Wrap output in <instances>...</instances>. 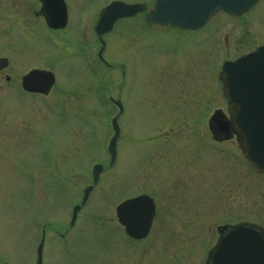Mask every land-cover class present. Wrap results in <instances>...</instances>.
<instances>
[{
	"label": "rangeland",
	"instance_id": "obj_1",
	"mask_svg": "<svg viewBox=\"0 0 264 264\" xmlns=\"http://www.w3.org/2000/svg\"><path fill=\"white\" fill-rule=\"evenodd\" d=\"M108 1L66 0L69 29L57 34L35 16L39 0H0V57L9 60L0 72V264H35L41 230L42 264L204 263L200 237L226 195L220 196L226 160L208 119L216 108L226 111L222 62L264 43V0L238 18L219 12L200 30L148 24L143 14L120 19L103 36L108 67L93 57L100 46L95 33L81 31L75 40L91 47L90 69L100 72L93 77L80 66V51L58 39L86 21L82 6L94 24ZM122 1L148 10L154 0ZM31 68L54 73L48 95L20 91ZM109 99L123 108L118 161L70 228L93 163L107 159L117 111ZM256 181L239 162V204L252 201L242 195ZM139 194L153 198L156 216L149 236L134 240L115 220V207Z\"/></svg>",
	"mask_w": 264,
	"mask_h": 264
},
{
	"label": "water",
	"instance_id": "obj_2",
	"mask_svg": "<svg viewBox=\"0 0 264 264\" xmlns=\"http://www.w3.org/2000/svg\"><path fill=\"white\" fill-rule=\"evenodd\" d=\"M259 0H155L148 12L150 23L170 24L184 29H198L205 25L218 11L232 16L248 12ZM42 11L46 14L51 28H62L66 24L67 13L64 0H41ZM145 10L142 3L128 4L120 0L109 3L96 23L95 30L100 36L109 31L114 22L122 17L136 15ZM8 59L0 58V70L8 66ZM223 95L227 100L230 121H233L238 134L242 155L258 170L264 169V44L232 61H225L220 72ZM55 82L54 74L49 70L32 69L22 77V87L29 92L48 93ZM120 111L122 106L116 101ZM221 110H216L209 120L213 134L215 126L226 124ZM219 119H223L219 121ZM227 121V120H226ZM229 121V120H228ZM227 121V122H228ZM230 123V122H229ZM114 134L108 150L111 163L116 156V141L119 136L117 117L112 120ZM102 165L93 167V184L86 187L80 205L72 210L71 225L77 212L85 204L93 185L97 183ZM118 222L124 226L128 236L134 239L145 238L152 227L155 204L148 195H139L126 199L115 208ZM240 231L241 228H238ZM38 247L37 264H42V246ZM246 254V250H244ZM213 264H217L214 259ZM224 264H264V258L258 254L248 258L239 257L226 260Z\"/></svg>",
	"mask_w": 264,
	"mask_h": 264
},
{
	"label": "flooded vegetation",
	"instance_id": "obj_3",
	"mask_svg": "<svg viewBox=\"0 0 264 264\" xmlns=\"http://www.w3.org/2000/svg\"><path fill=\"white\" fill-rule=\"evenodd\" d=\"M84 11L86 13H84ZM67 14L68 22L64 28L49 30L57 34H62V31H67V29H69L71 15V9L68 4ZM80 19H85L86 21L80 24L77 30H71L69 36L60 37L58 41H60V43L71 45L73 48L80 51L81 55L79 53L77 55H80L83 58L82 65H85L84 67L87 71V67H89V71L92 76L94 72L90 69L93 55L91 54V47L88 42L82 44L81 38L77 39V41L75 40V37L78 38V36L81 35V31L85 33L90 32V30L94 31V25L89 23L90 11L88 8H84L83 6L81 7ZM102 62L105 63L104 61ZM225 112L228 115L227 111ZM200 126L202 125L200 124ZM204 127L205 126H202L203 130ZM223 128V125L215 126L216 139L212 140L220 145L217 147L220 158H222V160H226L225 167L221 172L223 175L220 177V187H223L220 196H223V190L226 191L224 198L225 203H218L214 209V217L209 218L206 221L205 226L209 230V236L205 235L208 233V230L206 229V232L204 231V235L200 237L199 243L201 244V249L199 254L203 255L205 264H213V259H215L218 264H223V260H230L239 257L250 258L255 254L264 258V170L257 171L245 159L240 160L239 146L236 133H234L233 124H230L229 126V134L222 132L221 130ZM12 130L17 131L16 129ZM229 148H233L231 152L228 151ZM108 157V160H110L109 155ZM239 162L242 163L244 168L248 170V173L254 177L255 180L257 179L256 183L252 182V184H256V186L249 189L250 191L252 190V192L249 191L242 195V199L251 198L252 201L249 203L243 202V205L238 203ZM109 167L110 166L104 167L102 174ZM240 227L241 230L239 231L238 228ZM244 250H246V254H244ZM208 257L210 260L207 263L206 260Z\"/></svg>",
	"mask_w": 264,
	"mask_h": 264
}]
</instances>
